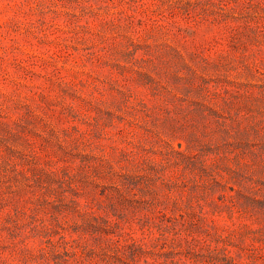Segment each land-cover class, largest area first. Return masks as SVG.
Wrapping results in <instances>:
<instances>
[{"label": "rangeland", "instance_id": "obj_1", "mask_svg": "<svg viewBox=\"0 0 264 264\" xmlns=\"http://www.w3.org/2000/svg\"><path fill=\"white\" fill-rule=\"evenodd\" d=\"M0 264H264V0H0Z\"/></svg>", "mask_w": 264, "mask_h": 264}, {"label": "trees", "instance_id": "obj_2", "mask_svg": "<svg viewBox=\"0 0 264 264\" xmlns=\"http://www.w3.org/2000/svg\"><path fill=\"white\" fill-rule=\"evenodd\" d=\"M123 184H129V183L126 181V182H124Z\"/></svg>", "mask_w": 264, "mask_h": 264}]
</instances>
